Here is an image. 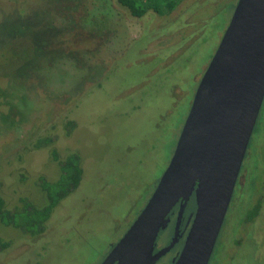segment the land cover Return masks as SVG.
I'll list each match as a JSON object with an SVG mask.
<instances>
[{
  "label": "rangeland",
  "instance_id": "374dc122",
  "mask_svg": "<svg viewBox=\"0 0 264 264\" xmlns=\"http://www.w3.org/2000/svg\"><path fill=\"white\" fill-rule=\"evenodd\" d=\"M237 3L137 18L118 0H0V196L43 206L41 178L61 175L52 152L83 169L41 235L0 220V264H102L167 168ZM261 112L209 264H264Z\"/></svg>",
  "mask_w": 264,
  "mask_h": 264
},
{
  "label": "water",
  "instance_id": "95a60500",
  "mask_svg": "<svg viewBox=\"0 0 264 264\" xmlns=\"http://www.w3.org/2000/svg\"><path fill=\"white\" fill-rule=\"evenodd\" d=\"M264 100V0H238L200 80L171 160L154 192L102 264H155L179 240L192 195L196 211L174 264H209ZM180 203L171 244L154 253Z\"/></svg>",
  "mask_w": 264,
  "mask_h": 264
},
{
  "label": "trees",
  "instance_id": "16d2710c",
  "mask_svg": "<svg viewBox=\"0 0 264 264\" xmlns=\"http://www.w3.org/2000/svg\"><path fill=\"white\" fill-rule=\"evenodd\" d=\"M132 16L141 18L148 11L156 12L159 15H167L175 10L183 0H118ZM157 66V65H156ZM41 143V141H39ZM54 142L48 139L50 144ZM39 144V143H38ZM55 160L59 162L60 178L57 181L50 182L41 178L40 188L46 195L47 202L39 207L33 203L23 201L19 208L10 209L6 206L4 199L0 196V220L7 226L20 228L25 234L32 236L41 235L45 230L54 209L59 203L73 192L81 183L83 178V169L81 167V157L76 151H70L65 158H58L55 152H52ZM24 200V199H23ZM261 202L255 203L257 208L253 216L260 212ZM10 243L0 239V252L9 248Z\"/></svg>",
  "mask_w": 264,
  "mask_h": 264
},
{
  "label": "flooded vegetation",
  "instance_id": "af4514ba",
  "mask_svg": "<svg viewBox=\"0 0 264 264\" xmlns=\"http://www.w3.org/2000/svg\"><path fill=\"white\" fill-rule=\"evenodd\" d=\"M262 110H264V100H263L262 107H261V111ZM261 111H260V113H262ZM240 172H241V170H240ZM240 175L241 174L239 173V177H238V180L236 183L237 186H239ZM233 197H234V194H233ZM179 209H180V203H177V205L174 207V209L172 210V212L170 214V223H169L168 227L165 230L161 231V232H163V234H166V231L168 230V241L166 243H163L162 239L158 237L154 253H158L161 250L167 248L171 244V242L173 241L174 236H175V230H176V224H177V220H178ZM195 211H196L195 196L192 195L187 206H186V208H185V210H184V212H183V216H182V219L180 221V225H179V229H178L179 240L174 244V246L169 251H167L163 256H161L155 262V264H174L175 260H177L179 254H180V252L184 246V242H185V239H186L187 234L189 232V229L191 227ZM168 260H169V262L167 263Z\"/></svg>",
  "mask_w": 264,
  "mask_h": 264
}]
</instances>
